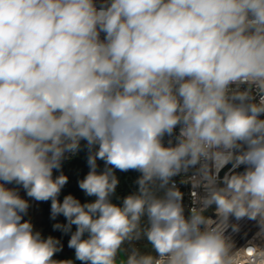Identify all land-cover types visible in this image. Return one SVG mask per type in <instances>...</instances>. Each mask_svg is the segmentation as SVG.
I'll use <instances>...</instances> for the list:
<instances>
[{"label":"clouds","instance_id":"1","mask_svg":"<svg viewBox=\"0 0 264 264\" xmlns=\"http://www.w3.org/2000/svg\"><path fill=\"white\" fill-rule=\"evenodd\" d=\"M82 141L94 200L61 202ZM20 188L81 264H264V0H0V264H75Z\"/></svg>","mask_w":264,"mask_h":264},{"label":"trees","instance_id":"2","mask_svg":"<svg viewBox=\"0 0 264 264\" xmlns=\"http://www.w3.org/2000/svg\"><path fill=\"white\" fill-rule=\"evenodd\" d=\"M84 143L85 142L83 141L81 142V150L75 158L62 161V168L60 171H62L63 174L68 177V182L62 189L59 196L61 202L63 197L68 194H72L74 197L79 199L81 203L91 202L94 200V197H87L78 187V181L83 179L89 171V167L87 165V149L84 147ZM97 163L98 171H102L104 162L98 160ZM59 174V171L54 170V176ZM116 175L120 181L116 193L118 197L122 198L136 190L135 181L139 176V173L135 171H117ZM56 223L63 224L66 223V220L62 215L58 216L55 220L51 219V201L41 202L40 232L45 238L51 235L61 241V244L63 245L62 251L56 253L54 259L65 260L74 252V249L68 247V241L70 239L71 233L65 234L60 230H54L53 225ZM72 230L75 231V226H73Z\"/></svg>","mask_w":264,"mask_h":264},{"label":"built area","instance_id":"3","mask_svg":"<svg viewBox=\"0 0 264 264\" xmlns=\"http://www.w3.org/2000/svg\"><path fill=\"white\" fill-rule=\"evenodd\" d=\"M102 36H103V34H102ZM176 131L178 133V129ZM167 139H168V137H165V143L167 142ZM78 153H79V151H78ZM78 153L75 155L66 154L67 158L63 161H67V160L75 158L78 155ZM230 167H231V165H228L221 171V173H220L221 178L223 177L224 173L228 171V169ZM237 171H243V166H241V168L237 169ZM188 175L190 176V175H192V173L189 172ZM183 178H184V176H183V174H181V175H177L173 179L176 181L177 187L184 194L183 203L185 205L186 214H187V209L191 206V200H192L191 193H192V191H197L200 194H203V190L202 189H193L191 183H181V180ZM207 214L212 216L213 219L216 218L214 211L211 209L209 210V212ZM231 223H239V225H240V231L238 233L233 234V239L235 240L237 247L244 246L249 240H252L253 237L255 236L256 232L259 230L258 225L255 221H250V220L244 219V220L237 222L233 218L231 220ZM228 232L231 233V228H229Z\"/></svg>","mask_w":264,"mask_h":264},{"label":"rangeland","instance_id":"4","mask_svg":"<svg viewBox=\"0 0 264 264\" xmlns=\"http://www.w3.org/2000/svg\"><path fill=\"white\" fill-rule=\"evenodd\" d=\"M7 187L11 188V187H15V185L9 184L7 185ZM19 193L24 199L29 200V204H30L27 215L24 216V219L30 220L34 225V230L40 231L41 202H37L27 197L26 192L23 190V188L19 189ZM67 259L74 260L75 264H81L80 261H75L74 252L71 255H69Z\"/></svg>","mask_w":264,"mask_h":264}]
</instances>
